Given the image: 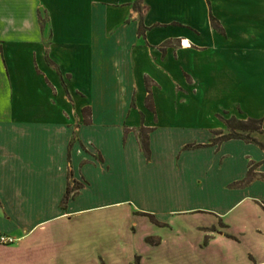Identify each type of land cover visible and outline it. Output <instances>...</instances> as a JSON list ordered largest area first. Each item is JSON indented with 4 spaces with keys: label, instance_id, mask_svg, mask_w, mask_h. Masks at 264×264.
I'll list each match as a JSON object with an SVG mask.
<instances>
[{
    "label": "crops",
    "instance_id": "crops-1",
    "mask_svg": "<svg viewBox=\"0 0 264 264\" xmlns=\"http://www.w3.org/2000/svg\"><path fill=\"white\" fill-rule=\"evenodd\" d=\"M41 13L47 16V24ZM211 14L225 33L213 28ZM80 79L93 85L97 102L87 90L79 89ZM180 87L190 92L186 103L180 101ZM247 92L258 101L253 114L245 111L240 98ZM219 96L230 101L215 113L221 125L226 127L220 112L236 114L240 108L247 117L241 120L262 119L264 128V0H0V121L14 133L15 166L20 172L35 164L27 158L28 147L33 148L30 151L35 159L55 157L54 147L37 150L38 135H52L54 146L56 139L66 134L68 168L59 202L61 216L71 214L67 212L70 200L67 208H62L69 174L86 179L89 185L82 169L95 165L87 163L89 157L84 159L81 174L71 165L72 152L85 144L78 138L83 129L99 126L108 130L119 125L124 150L129 140L136 138L142 153L140 130L150 129V160L143 153L150 162L152 135L159 126L175 124L182 110L189 104L193 108L199 98ZM123 99L127 106L117 118L116 109ZM86 108L92 110L91 125L85 124ZM135 115L138 126L130 122ZM134 128H139L138 139ZM255 134L262 143L264 132ZM98 150L99 162L107 165ZM41 178V174L35 178L37 185ZM256 181L262 179L248 187ZM236 182L230 188L236 189L232 187ZM1 197L0 212L7 216ZM49 221L40 220L24 232L0 231V238L13 239L0 242V252L13 253L8 260L1 257L0 264H37L33 237L38 227ZM250 264H264V259Z\"/></svg>",
    "mask_w": 264,
    "mask_h": 264
},
{
    "label": "rangeland",
    "instance_id": "rangeland-1",
    "mask_svg": "<svg viewBox=\"0 0 264 264\" xmlns=\"http://www.w3.org/2000/svg\"><path fill=\"white\" fill-rule=\"evenodd\" d=\"M40 18L47 24L45 14ZM78 82L79 89L87 90L97 102L93 85L85 79ZM178 92L182 103L190 100L184 87ZM240 98L245 111L253 114L258 101L252 93L240 94ZM196 102L193 108L189 104L182 110L175 124L164 123L152 135L150 162L135 137L124 150L119 125L108 130L99 126L83 129L78 138L86 145L72 152L71 165L76 174H81V162L88 157L87 163L95 165L82 169L89 185L86 179L73 176L84 189L75 201L70 199L67 212L71 214L67 216H61L59 207L68 168L66 134L54 146L52 135H38L37 150L54 147L55 157L35 159L33 148L28 147L27 158L35 164L20 172L15 166L14 133L0 121V195L7 213L0 212V231L24 232L40 220L51 219L33 237L37 264H250L263 260L264 150L240 140L209 146V140L217 139L219 133L229 134L215 113L230 101L219 96L212 100L201 97ZM124 106L127 99L117 106V118ZM219 114L226 119L232 115L247 118L240 108L236 114ZM130 122L138 126V116ZM132 130L138 139L139 128ZM260 140L264 143V135ZM197 145L211 148L193 147ZM96 147L107 165L99 162ZM250 165L262 181L246 189L230 188L231 183L245 178ZM38 174L42 175L39 185L35 182ZM71 183L73 187L74 181ZM106 206L113 207L95 210ZM80 210L84 211L73 213ZM10 256V251L0 252L4 260Z\"/></svg>",
    "mask_w": 264,
    "mask_h": 264
},
{
    "label": "trees",
    "instance_id": "trees-1",
    "mask_svg": "<svg viewBox=\"0 0 264 264\" xmlns=\"http://www.w3.org/2000/svg\"><path fill=\"white\" fill-rule=\"evenodd\" d=\"M211 23L214 29L219 31L220 33H225L224 29L222 28L220 22L217 20V18L211 14ZM144 26L141 24L140 31L141 33L144 32ZM150 81L147 79V87L149 90V95L147 98V101L149 102V107H151L150 102L153 100L152 93L150 91ZM85 116V124L91 125L92 124V110L90 108H86L83 111ZM221 120L225 123L227 129L229 130V134L225 135L223 132L219 133V137L217 139H213L212 143L209 146H217L219 147L224 142L231 141V140H241L244 141L247 144H255L261 147L264 150V144L258 141L257 138H255L252 134L254 133H263V120L262 119H247V120H240L236 117L232 116L231 118H222ZM151 130L147 128H143L140 130L139 139H140V145L143 153L145 154V157L147 160H150L151 158V148H150V134ZM192 146H186V149L191 148ZM194 148H202L203 145H197L193 146ZM73 173L69 174V182L67 191L65 194V197L63 199L62 208L66 209L68 201L70 199L76 198L80 193V189H84L81 183H78L76 179L73 180ZM257 175L255 170H253V165H250L249 171L247 173V176L245 179L236 182L232 184L233 188L236 189H242L248 187L255 179H257ZM71 181H74V186L72 187ZM74 193V194H72ZM151 221L154 224H159V222L155 219V215L149 214ZM148 238L147 240H149Z\"/></svg>",
    "mask_w": 264,
    "mask_h": 264
},
{
    "label": "built area",
    "instance_id": "built-area-1",
    "mask_svg": "<svg viewBox=\"0 0 264 264\" xmlns=\"http://www.w3.org/2000/svg\"><path fill=\"white\" fill-rule=\"evenodd\" d=\"M13 239L12 238H8V237H1L0 238V242L1 243H9V242H12Z\"/></svg>",
    "mask_w": 264,
    "mask_h": 264
}]
</instances>
